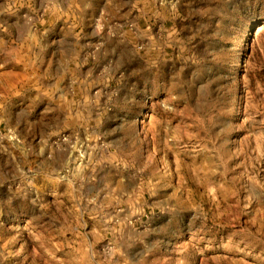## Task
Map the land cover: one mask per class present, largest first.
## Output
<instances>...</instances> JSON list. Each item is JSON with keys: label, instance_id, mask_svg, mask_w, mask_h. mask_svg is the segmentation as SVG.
I'll return each mask as SVG.
<instances>
[{"label": "rangeland", "instance_id": "374dc122", "mask_svg": "<svg viewBox=\"0 0 264 264\" xmlns=\"http://www.w3.org/2000/svg\"><path fill=\"white\" fill-rule=\"evenodd\" d=\"M0 264H264V0H0Z\"/></svg>", "mask_w": 264, "mask_h": 264}]
</instances>
